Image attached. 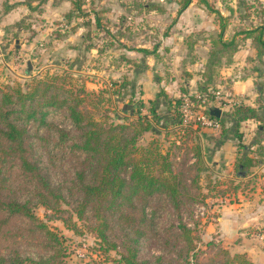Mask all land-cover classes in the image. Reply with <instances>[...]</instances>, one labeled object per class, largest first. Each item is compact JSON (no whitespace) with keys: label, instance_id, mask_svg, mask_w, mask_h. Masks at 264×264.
<instances>
[{"label":"trees","instance_id":"obj_1","mask_svg":"<svg viewBox=\"0 0 264 264\" xmlns=\"http://www.w3.org/2000/svg\"><path fill=\"white\" fill-rule=\"evenodd\" d=\"M134 1L146 10H164L163 6L150 1ZM192 1L176 0L177 15ZM195 2L212 13L218 24L216 35L210 37L211 68L222 58L229 63L247 39L257 54L264 51V18L255 25L237 26L227 36L233 9L226 5V0ZM216 2L225 4L229 13L223 15ZM82 4L83 0L73 1L71 11L64 16L67 22L86 15ZM100 12L104 9L94 10L93 20L83 21L88 27L93 25L83 35L85 50L95 46L93 38L101 43L98 52L113 46L125 47L118 42V37L125 33L126 27L117 28L114 33L101 21ZM122 23L119 19L113 26H122ZM70 29L55 30L53 37L60 38ZM136 50L146 54L153 52L146 48ZM120 59L126 63L131 61L124 56ZM208 71L211 73L212 69ZM27 74L29 77L23 82L0 85V247L3 248L0 264H64V237L35 215L34 208L39 206L52 211L69 228L74 229L76 221L86 226L94 233L97 249L116 250L115 264H252L244 253H231L220 246L211 255L200 258L193 229L181 218L180 208L184 205L188 208L189 201L196 197L192 189L197 188L196 178L203 168L204 153L199 143H185L181 148L180 166L188 162L190 165L184 170H193L189 181L184 170H173L170 146L178 147L177 143L170 142L169 147L163 149L155 135L140 143L146 132L158 133L155 124L160 119L157 111L160 96L169 113L165 123L180 124L181 97L170 98L161 90L146 101L147 105L137 99L136 110L128 108L126 103L122 111L129 114L119 115L111 97L118 89L88 90L65 68ZM122 80L121 87L130 82L126 75ZM213 89L216 90L214 85L206 83L199 89L207 95L202 108L198 107L200 100L195 94L185 95L192 102L193 111L201 109L217 120L220 140L227 131L225 120L222 115L212 116L211 107L206 106L214 98L210 92ZM263 90L261 86L260 94ZM106 102L108 105H104ZM257 102L259 113L242 101L231 105L227 113L234 126L233 138L238 150L234 167L239 177L250 173V167L258 161L244 153L248 147L242 142L240 122L245 118L256 120L255 143L261 147L264 140V99ZM195 124L196 127L180 125L183 132L173 131L171 136L192 139V127L196 131L204 129L198 122ZM167 135L168 132L164 133ZM261 148L264 149V145ZM210 182L208 190H213L216 183ZM170 208L177 223L170 216ZM163 214L166 219L161 218ZM164 222H168L166 226ZM3 242L7 243L2 245ZM149 244H155L159 251L150 255L151 258L141 254L143 247Z\"/></svg>","mask_w":264,"mask_h":264},{"label":"crops","instance_id":"obj_2","mask_svg":"<svg viewBox=\"0 0 264 264\" xmlns=\"http://www.w3.org/2000/svg\"><path fill=\"white\" fill-rule=\"evenodd\" d=\"M74 0H0V55L2 63L11 59L12 45L8 42L13 36V41L16 45V56L33 53L36 50H41L44 45H50L47 53L51 50L52 54L60 53L63 60L64 55L79 54L80 56L85 50L83 43V35L90 27L83 24L84 20L94 18V10L104 9L100 12L103 17L101 21H109L110 30L112 31L115 22L120 19L123 23L128 24V18L133 17V12L129 9L123 0H83L82 8L86 13L84 16L73 17L69 22L65 20V13L71 11ZM142 1V0H140ZM152 3L163 6V11L150 10L147 11L144 7L139 11L143 18H150L158 28H163L161 33V43L152 42L149 45L148 41L137 39L138 43H133L130 37L122 32L118 37V42L123 43L125 47L117 48L115 46L104 49L103 52H98L97 47L101 45L97 38H93L92 46L89 51L88 62L90 59L97 60L108 54L111 62H119L121 56L131 59L130 62H125L128 67L126 78L131 82H137L141 91L139 98L146 102L148 99L154 98L158 91H163L170 98H178L185 94L200 93L199 89L204 88V84L214 85V88L222 94L230 93L236 98H240L244 103L252 106L259 113L261 110L256 108L258 99L263 100L264 97L260 94L262 85L257 84L256 78H261L254 72L246 70L241 72V75L236 73L230 74L229 66L232 65H260L259 57L264 55L262 51L257 55L254 48L250 46V41L247 39L245 45H242L234 52L232 60L226 63L222 58L218 65L211 68L208 60L210 51V37L217 33V25L212 13L207 12L199 6L195 0L192 1L180 14L176 11L178 4L176 0H169L173 6L172 11H166V0H148ZM93 5V9L90 7ZM145 4H143L144 6ZM223 15L228 13L221 10ZM132 14V15H131ZM171 17L169 26L164 27V22L167 16ZM131 15V16H130ZM141 17V19H142ZM119 26V25H118ZM118 26L116 28H118ZM166 26V25H165ZM68 33L60 38L53 37L55 30L63 31L69 29ZM123 28V27H122ZM158 28H152L154 31ZM32 34V36H29ZM125 34V35H124ZM116 40V39H115ZM130 41V42H129ZM136 41V40H135ZM136 48H146L152 50L150 54L136 50ZM163 50V51H162ZM18 55V56H19ZM164 55V56H163ZM26 57L25 59H28ZM164 60V63L162 62ZM1 61V59H0ZM80 62V61H79ZM111 64V63H110ZM167 68L168 71L162 72L161 66ZM112 66V64H111ZM219 68L217 69L216 67ZM224 67V69H221ZM67 69V68H66ZM100 69V68H99ZM212 69L211 73L208 71ZM100 71V70H99ZM101 72V71H100ZM157 72V74L155 73ZM111 74L107 75L110 76ZM113 75V74H112ZM111 75V76H112ZM99 76L101 81H106L102 75ZM260 94V95H259ZM163 97V96H161ZM167 117L169 113L165 106ZM171 115V114H170ZM220 115H223V110ZM225 120L226 134L222 139H219V131L208 128L198 129L192 127L193 138L186 141L188 145L199 143L204 156H208L206 162L213 158L212 162H217L215 157L227 162L233 163L238 155L236 140L233 138V121L230 115L227 114ZM164 133L168 132V137L174 138L172 141H167L165 147L170 145V142L180 143L179 136H171V132L182 133L178 124H173L171 121L165 123ZM257 126V121L253 118H245L240 122L239 131L242 133V142L248 147L244 153L257 158L254 166L250 167V173L241 177L244 182H254L250 184L249 191L243 190L239 194V202L226 201L221 205L223 210L222 216H218L217 220L225 229H230L229 232L236 231L240 226H251L260 213L264 212V140L261 141V147L255 143L257 137V128L253 130V126ZM253 130V131H252ZM202 132H206L202 134ZM152 136L155 134L152 133ZM150 138V137H149ZM183 140V138H182ZM182 151L180 149L179 153ZM180 155V154H179ZM190 156L192 154L190 153ZM203 156L204 160L205 157ZM193 160L191 157L190 161ZM210 170V169H209ZM212 172V169L210 170ZM248 193L246 198L244 195ZM254 195V196H253ZM258 195L261 198L257 197ZM233 208V211L231 210ZM229 212V213H227Z\"/></svg>","mask_w":264,"mask_h":264},{"label":"rangeland","instance_id":"obj_3","mask_svg":"<svg viewBox=\"0 0 264 264\" xmlns=\"http://www.w3.org/2000/svg\"><path fill=\"white\" fill-rule=\"evenodd\" d=\"M123 1L129 5V9H131L133 12V17L128 18V24L122 23V26H118L117 24L118 28L122 29L123 26L126 27L124 31L127 35H133L130 37V40L133 41L134 45L135 43L139 42L137 40L139 38H142V40L144 39L142 43L149 40V45H153L152 42L161 43V33L164 31L163 28H158V26L154 24L150 18L148 20V18H143L140 16L139 11L142 9V7L141 5L139 6L138 2H135L134 0ZM142 1L145 2L148 0ZM166 1L167 3H165V10L172 11L173 6L171 1ZM226 5L231 6L233 9V13L225 33L227 36L230 35L233 29L237 26L245 27L249 25V23L255 25L260 21L261 18H264V0H226ZM216 6L220 10L229 13L225 8V4L216 2ZM150 10L147 11L150 12ZM169 20H171L170 15L166 17L164 27L167 28L169 26ZM214 20L217 24L215 17ZM103 23L109 27V21H103ZM116 27L113 28L114 33L117 32ZM155 27L158 28V30L156 29V31H154V29H152ZM105 36L106 35L104 34V38ZM12 38L10 37V40L8 41L10 45H12L11 47L13 49L11 50V52H13L11 59L3 64L2 56L0 55V85L13 84L16 81L23 82L29 77L27 72H30L31 75H38L40 73H51L54 70L60 71L61 69L67 68L71 71L73 77L79 80V82L83 83L88 90L98 92L107 88L111 90L118 89L119 92L114 91L111 97L113 99V106L119 115L129 114L128 111H122V108L125 107L126 103H128L129 106L127 107L130 109L133 107V110H136L138 107L139 101L137 99H139V91L141 90L137 82L134 81L131 84L130 81L126 85H123V87L120 86V84H122L124 81L122 80V76L126 75L128 68L125 63H123V60H120L119 62H111L112 58L110 59L106 53L105 56L97 58V60H94V58L90 59L88 62L87 60L89 53L91 52L89 49L86 52L84 51L81 56L79 55L81 53L70 55L66 54L63 56L64 59L62 60V55L60 53L52 54L51 50L47 53L50 45H44L41 50H36L33 53H27L23 55L18 54L19 56H16V45ZM245 43L246 40L242 45H245ZM262 54L264 55V51H262ZM258 56H260V54H257L255 57ZM26 57L29 58L25 59ZM259 59L260 65L262 66H251V63H248L247 65H230V74L236 73V75H241V72L243 71L249 70L254 72V69H256V74L261 76V78H256L257 84H255V86H264V57L260 56ZM28 60L31 62V69L29 71H25L26 62ZM162 62L164 63V60ZM160 68L162 72L165 73L168 71L167 68L170 69L172 67L168 65L167 67L161 66ZM216 68L218 69L219 66ZM221 69H224V67H221ZM155 73L157 74V72ZM95 74L102 75L106 81H101L99 76H95ZM109 74L113 75L107 77ZM261 95L264 97V94ZM159 99L160 102L157 104V111L160 115V119L155 124V128L158 130V133H155V137L161 140L162 147L165 149L164 145L168 143L167 141H173L174 138L168 137L169 135H162V132H164V127L166 126L165 119L167 118V113L165 109L166 105H164V98L160 96ZM104 105H108V103L106 102ZM256 108H258V105ZM227 109L228 110H226V112H224L222 115L224 120H227V113L231 111L232 107L228 106ZM142 111L145 113L144 108ZM255 127L257 128V126L254 125L253 130ZM151 136V131L146 132L144 137L140 140V143L146 142ZM179 140L180 143H177L178 147L170 146V150L173 154L171 157L174 161L173 170L176 172L187 169L190 165L188 162H186V164H184L182 167L179 164L181 160L179 155L181 153H179V151L184 147V145H186L185 143L187 141L184 139L182 140V137H180ZM204 157L205 160H203L202 163L203 168L199 170V176L196 178L197 188L195 189L194 187L192 189V191H194L196 194V197L189 201L188 208H186L185 205L180 208L182 220L193 229L192 232L195 235L196 250L198 251L199 257L201 258L206 255H211L216 247L220 246L227 249L231 253H244L246 257L251 260L252 264H264V212L260 213V215L256 218L257 220L255 223H253L251 226H240L232 233L229 232L230 229H225L219 220H217V217L222 216L224 213L223 210H221L220 205L225 203L223 202V195L221 194L224 193V197L227 198L225 199L226 201L230 199L235 203L239 202L237 201L238 196L242 197L241 195L244 193L243 190L247 191L248 189L249 191V188L251 187L250 184H253L254 182H248L247 186H244L246 182L241 180V177L236 175V168L234 167L235 161L231 163L227 162L226 160H222L223 157L220 159L215 157L214 159H217V162H212L213 158H210L207 163L206 160L208 156L205 155ZM207 169H212V172H207ZM182 172L184 173V176L187 177V181H189V177L192 175L193 170L188 172L187 170H184ZM209 181H211L210 183L212 184L216 183L213 190H208L210 187ZM240 192L243 193L239 194ZM247 192L244 195L245 198L248 195ZM257 197L261 198L260 195ZM197 202H202L207 207L208 212L204 218H193L194 204ZM169 210L170 216L174 223H177V218L174 212L171 208ZM231 210L233 211V208ZM34 213L37 217L46 221V223L53 230L63 235V244L65 246V255L63 257L64 264L116 263V259L118 257L116 250L110 249L103 251L97 249L94 233L90 232L89 229L80 222L76 221V227L73 229L65 226L52 211L44 209L41 206L35 207ZM161 218L166 219V214H163ZM167 223L168 222H164L163 225H167ZM208 242L209 244H207ZM6 243L7 242H3L2 245H5ZM0 249H3L2 246ZM158 252L159 251L155 247V244H149L148 246L143 247L141 254L142 256L151 258L150 255L158 254Z\"/></svg>","mask_w":264,"mask_h":264},{"label":"built area","instance_id":"obj_4","mask_svg":"<svg viewBox=\"0 0 264 264\" xmlns=\"http://www.w3.org/2000/svg\"><path fill=\"white\" fill-rule=\"evenodd\" d=\"M210 92L211 94L214 95V98L210 102L208 101V104L206 105L207 107L208 106L218 107L222 111L224 109H227L228 106H231L237 102L240 101L243 102V100L234 97L230 93L222 94L218 90H211ZM195 96L200 100V105H198V107L200 108L205 107V105H201V104L205 103V101L207 100L206 93H196ZM181 98L182 101H181V106L179 108L181 120L179 126L191 124L193 127H196L195 124L196 121L200 124L202 128H208L212 130H216L219 128V123L217 122V120L208 116L207 113L203 112L201 109L193 111L190 108L192 102L186 95L181 96ZM219 99H222V102ZM207 212L208 210L204 203L197 202L194 204V210H193L194 219L204 218L207 215Z\"/></svg>","mask_w":264,"mask_h":264},{"label":"water","instance_id":"obj_5","mask_svg":"<svg viewBox=\"0 0 264 264\" xmlns=\"http://www.w3.org/2000/svg\"><path fill=\"white\" fill-rule=\"evenodd\" d=\"M30 69H31V62L28 60L26 62V69H25V71H29ZM209 112H210V114L212 116L218 117V116H220L221 110L218 107H211L209 109Z\"/></svg>","mask_w":264,"mask_h":264}]
</instances>
